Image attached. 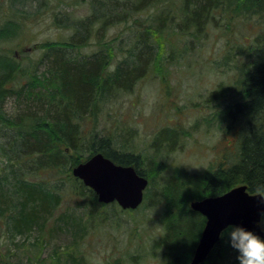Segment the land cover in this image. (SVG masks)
<instances>
[{
    "label": "trees",
    "instance_id": "1",
    "mask_svg": "<svg viewBox=\"0 0 264 264\" xmlns=\"http://www.w3.org/2000/svg\"><path fill=\"white\" fill-rule=\"evenodd\" d=\"M89 6L88 15L69 21L71 33L64 42L44 48L40 77L30 75L27 84H20L23 69L13 59L0 58V122L15 133L6 151L18 171L20 195L9 228L15 233L28 230L62 201L86 208L89 220L107 221L102 210L115 204L98 203L93 191L71 176V168L101 153L146 175L138 155L116 146L109 134L86 130L87 121L117 95L132 92L155 66L187 55L213 29L226 35L216 64L220 72H232L233 80L216 85L206 101L225 110L226 123L220 118L219 129L232 135L234 144L210 176L192 173L164 180L156 196L166 209L163 235L156 241L164 264H188L205 222L189 203L238 185L252 194L264 186V0H91ZM251 20L262 23L261 32L241 35V25ZM17 24L21 29L22 23ZM91 46L93 50L80 55ZM10 98L16 99L11 119L2 113ZM181 136L175 129H162L152 144L172 145ZM41 174L52 180L41 179ZM213 253L219 256L217 264H236L234 250L221 237L202 264H210Z\"/></svg>",
    "mask_w": 264,
    "mask_h": 264
},
{
    "label": "rangeland",
    "instance_id": "2",
    "mask_svg": "<svg viewBox=\"0 0 264 264\" xmlns=\"http://www.w3.org/2000/svg\"><path fill=\"white\" fill-rule=\"evenodd\" d=\"M90 1L0 0V58L13 59L23 69L18 83L25 85L30 75H42L45 68L38 61L44 48L67 39L69 21L88 15ZM261 25L251 20L241 25L240 33L261 32ZM224 39L225 34L210 29L187 55L168 59L163 67L155 66L132 92L117 95L93 121H87L86 130L95 128L109 134L116 146L124 145L138 155L140 168L151 184L147 200L134 211H122L117 205L103 208L102 214L108 218L105 222L89 220L86 208L62 201L41 215L39 224L13 232L10 217L19 208L20 195L16 191L18 171L6 142L15 133L0 122V209L5 212H0V264H72L69 255L80 264H164L165 254L156 246L163 235L166 211L156 200L163 181L192 173L210 176L224 151L234 144V137L219 129L220 118L224 119L222 125L226 123L225 110L206 101L216 85L233 80L232 72H220L216 64ZM93 49L82 48L80 55ZM15 100H6L2 111L6 118L15 114ZM162 129H175L182 136L172 145L154 147V137ZM44 178L52 180L41 174ZM218 258L213 253L209 263L217 264Z\"/></svg>",
    "mask_w": 264,
    "mask_h": 264
},
{
    "label": "water",
    "instance_id": "3",
    "mask_svg": "<svg viewBox=\"0 0 264 264\" xmlns=\"http://www.w3.org/2000/svg\"><path fill=\"white\" fill-rule=\"evenodd\" d=\"M71 175L93 191L97 202L116 203L122 210H134L143 201L147 179L132 165H118L101 153H95L71 168ZM190 209L205 218L199 240L188 264H202L220 239L226 225L241 223L259 231L255 221L264 208L257 193L239 185L217 195L191 201ZM264 235V233H261Z\"/></svg>",
    "mask_w": 264,
    "mask_h": 264
},
{
    "label": "clouds",
    "instance_id": "4",
    "mask_svg": "<svg viewBox=\"0 0 264 264\" xmlns=\"http://www.w3.org/2000/svg\"><path fill=\"white\" fill-rule=\"evenodd\" d=\"M264 204V186L255 189ZM259 231L253 230L241 223L226 225L219 234L227 245L234 250L236 264H264V208L258 209L255 221Z\"/></svg>",
    "mask_w": 264,
    "mask_h": 264
}]
</instances>
